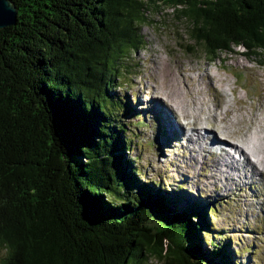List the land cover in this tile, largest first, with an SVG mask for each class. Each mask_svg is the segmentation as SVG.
I'll use <instances>...</instances> for the list:
<instances>
[{"label": "trees", "instance_id": "trees-1", "mask_svg": "<svg viewBox=\"0 0 264 264\" xmlns=\"http://www.w3.org/2000/svg\"><path fill=\"white\" fill-rule=\"evenodd\" d=\"M10 1L16 22L0 29V264H233L228 243L203 246L212 210L140 180L107 89L144 44L149 4L185 18L208 59L241 46L264 64V0Z\"/></svg>", "mask_w": 264, "mask_h": 264}, {"label": "rangeland", "instance_id": "rangeland-1", "mask_svg": "<svg viewBox=\"0 0 264 264\" xmlns=\"http://www.w3.org/2000/svg\"><path fill=\"white\" fill-rule=\"evenodd\" d=\"M188 26L170 6L145 7L139 24L144 44L129 52L120 64L119 77L107 89L111 118L125 127L123 138L131 139L125 155L138 169L140 180L181 193L183 205L197 203L212 210L206 212L209 226L201 233L205 249L228 243L233 264H264V200L259 196L264 195V175L261 180L255 175L244 179L246 183L209 180L203 166L196 164L205 158L196 152L205 144L190 135L201 128L217 135V140L221 137L241 146L245 153L257 150L264 159V64L244 55L241 46L208 59L202 46L189 40ZM161 110L172 116L177 129L192 136V142L165 132L166 114ZM237 154L233 152L235 159ZM218 158L219 162L205 158L208 174L216 178L222 173L214 168L222 163ZM228 164L224 168L229 169V178V173L237 172ZM4 255L0 249V260ZM145 264H162V260L150 257Z\"/></svg>", "mask_w": 264, "mask_h": 264}, {"label": "bare ground", "instance_id": "bare-ground-1", "mask_svg": "<svg viewBox=\"0 0 264 264\" xmlns=\"http://www.w3.org/2000/svg\"><path fill=\"white\" fill-rule=\"evenodd\" d=\"M161 111L163 113H165L163 110H161ZM165 114H166V115H164L165 118H166V122H165L166 126H164L165 132L169 133L172 138L180 139V138L183 137L187 142H192V136H189L186 133H184L182 130L177 129L175 127V124L171 121L172 120V116H168L167 117V113H165ZM170 121L172 123H170ZM202 128H204V127H202ZM200 129L201 128H195L190 133V135H193V136L196 135L197 140L200 141V143H202V144L204 143L205 144V146L203 148H201V152H199V151H196V152L201 153L202 156H204L205 158L206 157H211L212 159H215L216 160L215 162H219V160H217V159H219L218 158L219 156H220V158L222 160V163H218L214 167L216 169V171H219V172L222 171V173L220 172L221 173L220 177H218V175H217V178H219V179L216 178V175L214 176L210 172L208 174L209 170L208 171L206 170L207 169L206 165L209 164V163H207L205 161V158L201 159V160H198V163H196L198 166L199 165L203 166V167H201L202 168L201 171H202V173L205 172V175L207 174V177H209V180H221L222 182H226V180H229V181L230 180L231 181L234 180L236 182H240V181H242V182L246 181L247 182V180L250 179L254 175L257 176L259 180H261V178L263 177L264 174H262V170L263 169L260 166H262L264 168V159L261 156L259 157V154L257 153L258 152L257 150H256V152L255 151H250L249 152L248 149H246L247 148L246 147V148H244V150L246 149L247 152H249V153H247V152L245 153L243 150H241V149L239 150V148L241 146H239V148H237V146L233 145L234 143L232 144L230 140L228 141V140H226L224 138L222 139L221 137L219 138V140H217V135L216 136L215 135H211V132L202 131V129L201 130ZM194 132H196V133H194ZM192 133H194V134H192ZM205 133H209V135H205ZM233 141H234V139H233ZM253 147L251 148V150L253 149ZM233 152H236V154L239 153L240 155L237 154L239 156V158L235 159L234 156H233ZM261 152L262 151L260 150L259 153H261ZM247 154H250V156H252V159H250L249 158L250 156H248ZM202 162H205V164L202 163ZM227 162H229L228 167L231 166V169L233 171L237 172V174H235V176H232V173H229L230 177L229 178L226 177V174H228V170L229 169L226 170V168H224V167H225V164H227ZM260 168L262 170H260ZM202 173H200V174H202ZM244 179H247V180H244ZM245 185H247V184H245ZM211 187L213 189H215V190L217 189V187L214 184H212ZM224 191L225 190H222L221 192L223 193ZM221 195L222 194H218V196H221ZM259 196L262 197L261 198L262 200H264L263 199L264 195L261 194ZM255 198H259V197L256 196Z\"/></svg>", "mask_w": 264, "mask_h": 264}, {"label": "water", "instance_id": "water-1", "mask_svg": "<svg viewBox=\"0 0 264 264\" xmlns=\"http://www.w3.org/2000/svg\"><path fill=\"white\" fill-rule=\"evenodd\" d=\"M16 8L10 0H0V29L14 25Z\"/></svg>", "mask_w": 264, "mask_h": 264}]
</instances>
